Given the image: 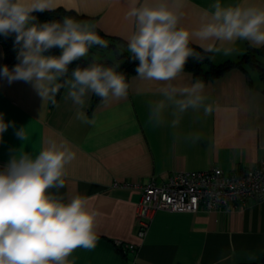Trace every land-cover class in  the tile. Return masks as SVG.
Listing matches in <instances>:
<instances>
[{
    "label": "crops",
    "instance_id": "crops-1",
    "mask_svg": "<svg viewBox=\"0 0 264 264\" xmlns=\"http://www.w3.org/2000/svg\"><path fill=\"white\" fill-rule=\"evenodd\" d=\"M215 0H185L181 24L194 29L201 14ZM223 4L244 0H221ZM264 5V0H249ZM129 0H50V9L63 8L86 15L104 34L121 38L133 30L125 18ZM199 46V42L193 40ZM250 45L236 41L230 55L212 54L216 63L237 59ZM236 59V60H237ZM4 51L0 41V68ZM19 61L15 58L8 68ZM252 71H254L255 79ZM250 81L243 70L232 68L204 83L203 108L189 109L173 128L171 109L165 123H148L149 105L160 99L161 82L144 80L136 74L128 77L124 98L92 103L85 98L83 109L67 98L61 89L56 104L42 102L32 86L24 81L9 84L0 77V113L4 121L14 123L0 137V170L14 151L33 157L49 138L65 140L75 152L66 166L64 187L49 193L65 202L79 195L96 212L93 249L77 248L68 257L70 264H225L260 262L264 253V196L248 198L242 204L220 211L200 208L196 212L156 210L145 234L137 233V205L142 186L161 184L179 170L219 167L226 173L255 166L264 160V92L256 70L249 69ZM195 80L187 71L177 83ZM83 111L92 120L85 124L77 118ZM24 127L22 141L15 130ZM198 136L193 142L189 137ZM116 241L132 243L133 250L120 251ZM250 254L256 259L249 260Z\"/></svg>",
    "mask_w": 264,
    "mask_h": 264
},
{
    "label": "clouds",
    "instance_id": "clouds-1",
    "mask_svg": "<svg viewBox=\"0 0 264 264\" xmlns=\"http://www.w3.org/2000/svg\"><path fill=\"white\" fill-rule=\"evenodd\" d=\"M185 0H129L125 18L133 30L127 39L132 61H138L136 76L161 82L160 99L149 105L148 123L159 127L171 109V126L175 128L183 113L203 108L205 85L196 80L191 84L177 83L191 58L205 57L190 47L195 40L204 53L230 55L236 41L264 47V5L244 0L223 4L215 0L209 5L194 29L181 24ZM50 8V0H0V35H14L15 64L0 68V77L11 84L24 81L32 86L42 102L56 104L60 90L83 109L85 98L94 94L102 103L124 98L129 85L118 65L105 67L95 58L84 67L70 65L88 56L89 49L107 47L95 32V25L63 17L61 21L36 23L34 13ZM58 49L59 54H52ZM77 118L91 124L83 111ZM14 123L5 122L0 113V137ZM22 141L24 127L15 130ZM195 142L199 137H189ZM75 159V152L65 140L49 138L35 157L14 151L0 170V264H70L68 259L77 248L96 246L94 231L96 212L79 195L65 202L50 194V189L64 187L65 169ZM223 256L218 264H225ZM249 260L256 259L250 254Z\"/></svg>",
    "mask_w": 264,
    "mask_h": 264
},
{
    "label": "built area",
    "instance_id": "built-area-1",
    "mask_svg": "<svg viewBox=\"0 0 264 264\" xmlns=\"http://www.w3.org/2000/svg\"><path fill=\"white\" fill-rule=\"evenodd\" d=\"M264 196V160L255 166L231 173L219 167L202 170H179L161 184L149 182L142 186L137 205L136 222L138 235L142 237L152 214L158 210L196 212L223 210L242 204L248 198ZM120 251L133 250L134 245L116 241Z\"/></svg>",
    "mask_w": 264,
    "mask_h": 264
},
{
    "label": "trees",
    "instance_id": "trees-1",
    "mask_svg": "<svg viewBox=\"0 0 264 264\" xmlns=\"http://www.w3.org/2000/svg\"><path fill=\"white\" fill-rule=\"evenodd\" d=\"M33 15L36 16V23L61 21L63 17L67 16L74 18L77 21H85L95 25L92 18L63 8L50 9L44 11L43 13H34ZM95 32L102 40L107 42V47L94 45L89 49L91 54H94L96 57H98V59H95L96 62L102 64L105 67L118 65L119 67H117L116 70L123 73L126 80L131 75L136 74L135 67L138 61H132L130 59L131 54L127 50V41L118 37L104 34L98 29L96 25ZM0 41L2 42L4 51V61L2 66H9L16 58V52L13 49L14 35H9L8 37L1 35ZM190 47L205 57L200 61H195L190 58L185 65L184 71L192 74V77L195 81L200 80L203 83H207L208 81H212L215 78L223 75L228 70L236 67L244 71L248 81H250L249 69L256 70L264 85V47H253L248 45L237 60H225L219 63L214 61L212 53H204L199 46L193 44L192 42L190 43ZM52 54H59V50L53 49ZM92 60V57L82 58L80 61L70 65L69 71L76 67L77 64L81 67L87 66ZM98 100L99 98L93 94L92 103H95ZM241 264H264V253L260 262Z\"/></svg>",
    "mask_w": 264,
    "mask_h": 264
},
{
    "label": "rangeland",
    "instance_id": "rangeland-1",
    "mask_svg": "<svg viewBox=\"0 0 264 264\" xmlns=\"http://www.w3.org/2000/svg\"><path fill=\"white\" fill-rule=\"evenodd\" d=\"M90 57L95 58V59H98V57H96V55L91 54V53L89 52L87 58H90ZM232 59H233V60H236L237 57H236V56H232ZM252 74H253V75L255 74L254 71H252ZM253 78H254V79L256 78L255 75L253 76Z\"/></svg>",
    "mask_w": 264,
    "mask_h": 264
},
{
    "label": "water",
    "instance_id": "water-1",
    "mask_svg": "<svg viewBox=\"0 0 264 264\" xmlns=\"http://www.w3.org/2000/svg\"><path fill=\"white\" fill-rule=\"evenodd\" d=\"M1 36V35H0Z\"/></svg>",
    "mask_w": 264,
    "mask_h": 264
}]
</instances>
